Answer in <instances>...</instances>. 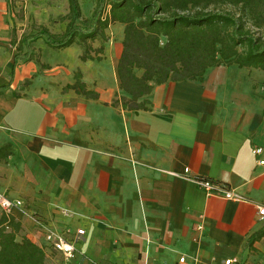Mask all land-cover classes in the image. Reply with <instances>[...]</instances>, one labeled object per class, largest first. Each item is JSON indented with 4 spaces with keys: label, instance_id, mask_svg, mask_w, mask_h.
Here are the masks:
<instances>
[{
    "label": "crops",
    "instance_id": "0c3cea01",
    "mask_svg": "<svg viewBox=\"0 0 264 264\" xmlns=\"http://www.w3.org/2000/svg\"><path fill=\"white\" fill-rule=\"evenodd\" d=\"M109 28L120 40L106 59L82 63L76 45L46 46L60 53L58 64L40 61L48 69L36 73L31 61L13 66L0 0V149L12 147L0 162V192L23 201V235L46 256L57 253L35 225L46 224L73 241L76 264H264V240L248 247L264 226V166L252 154L261 148L264 161V72L214 67L202 82L155 86L140 99L147 111L114 108L124 95L116 73L123 26ZM77 70L97 101L62 93ZM197 178L241 199L208 195Z\"/></svg>",
    "mask_w": 264,
    "mask_h": 264
},
{
    "label": "trees",
    "instance_id": "16d2710c",
    "mask_svg": "<svg viewBox=\"0 0 264 264\" xmlns=\"http://www.w3.org/2000/svg\"><path fill=\"white\" fill-rule=\"evenodd\" d=\"M67 3L68 12L62 17L67 23L61 33L38 26L17 40L12 27L13 66L35 61L41 69H48L33 51L32 44L38 40L53 50L79 46L82 63L90 55L101 61L108 41L106 31L120 24L123 40L116 73L124 95L111 101L114 108L147 111L149 102L140 99L155 86L169 81L202 82L207 70L214 67L234 65L264 72V0H96L88 18L82 17L78 0ZM219 6L231 10H218ZM95 41L101 43L97 48L93 47ZM73 79L62 93L98 100L79 70ZM11 154V145L3 146L0 162ZM260 240H264V226L249 238L248 247ZM46 258L44 247L22 235L16 217L0 215V264H47Z\"/></svg>",
    "mask_w": 264,
    "mask_h": 264
},
{
    "label": "rangeland",
    "instance_id": "374dc122",
    "mask_svg": "<svg viewBox=\"0 0 264 264\" xmlns=\"http://www.w3.org/2000/svg\"><path fill=\"white\" fill-rule=\"evenodd\" d=\"M5 1L8 6L9 24L10 26L15 28L17 40H19V38L23 34L30 33L38 26H45L46 28L49 29L50 32L57 33V34L63 32L65 29L67 22L64 21L62 17L68 12L67 0H5ZM78 2L81 8L82 17L88 18L92 13L96 0H78ZM217 9L222 10V11H229L231 10V7L219 6L217 7ZM106 34L108 36V41L104 44V49H105L104 59H106L105 51L107 49V46L113 41L118 43L120 40L119 35L116 33V31L110 28L106 31ZM114 38L116 39V41ZM100 44H101L100 41H95L93 43V47L97 48ZM32 47H33V50L35 51V54H37V57L42 63H49L52 65L58 64L55 61H53V57H58L60 53L49 50L42 40H38L35 43H33ZM13 49L15 50V47ZM31 62H32V65L35 67L34 70L36 71V73L43 72L42 70H40L39 64H37L34 61H31ZM109 62L112 63V60L111 61L108 60V63ZM70 64H71V61L69 65ZM60 68H61V72L65 73L66 69H68V64L66 62L60 63ZM57 71L58 69L51 71L53 72L50 75L52 79L55 78L54 72H57ZM34 75H37V74H34ZM28 80H29V76H28V79H26V82ZM27 86H28L27 84L24 85V87H27ZM45 226L47 225L45 224ZM22 235H23V232H22ZM60 235L63 236L65 241L73 243V241L71 239L68 240L65 237V235L63 234H60ZM55 254L57 253H54V252L51 254L48 253V256H46L47 264H76L77 263L76 261L77 257L72 260H67L60 254H57V256Z\"/></svg>",
    "mask_w": 264,
    "mask_h": 264
},
{
    "label": "built area",
    "instance_id": "2783aa9c",
    "mask_svg": "<svg viewBox=\"0 0 264 264\" xmlns=\"http://www.w3.org/2000/svg\"><path fill=\"white\" fill-rule=\"evenodd\" d=\"M261 152L262 149L258 147L252 150V154L256 157L257 165L264 166V161L258 158ZM184 173L187 174L188 169H185ZM193 183L208 195H215L225 199H241L237 195H234L231 191L227 190L225 187L219 185L214 186L208 180L197 178L193 180ZM17 214H25V206L23 201L20 199H10L5 194L0 192V215H4L6 217L13 216L17 218ZM62 214L65 217H70L72 215V213L67 210H63ZM259 215L264 216V209L259 210ZM36 225L43 231L45 242L51 247L53 251L59 253L67 260H72L76 257V249L72 243L65 241L62 235L50 229L48 226H45V224L42 222H36ZM198 230L201 231L202 227H198ZM79 234L81 233L79 232ZM178 263L184 264L185 258H180ZM224 264H241V261L236 258H231L225 260Z\"/></svg>",
    "mask_w": 264,
    "mask_h": 264
}]
</instances>
